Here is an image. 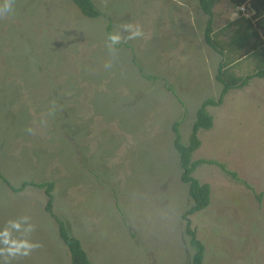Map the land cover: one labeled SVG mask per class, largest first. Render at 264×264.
Listing matches in <instances>:
<instances>
[{
    "label": "rangeland",
    "instance_id": "obj_1",
    "mask_svg": "<svg viewBox=\"0 0 264 264\" xmlns=\"http://www.w3.org/2000/svg\"><path fill=\"white\" fill-rule=\"evenodd\" d=\"M93 4L103 16L85 17L71 0H15L13 13L0 17V174L12 187L52 182L51 212L90 264H190L180 217L189 198L171 125L178 121L187 142L197 106L221 88L220 56L202 39L206 16L196 0ZM242 8L214 0L215 39L228 40L236 19L250 15ZM124 23L144 30L133 40L143 49L132 52L143 71L126 63L123 43L114 54L106 48ZM257 32L263 39L264 26ZM241 54L225 53L234 76L264 60ZM205 109L212 123L197 130L191 158L214 162L191 174L208 184V202L187 215L203 245L201 264H264V77ZM45 197L41 187L10 191L0 180V228L26 215L29 238L41 245L11 264H70Z\"/></svg>",
    "mask_w": 264,
    "mask_h": 264
},
{
    "label": "trees",
    "instance_id": "obj_2",
    "mask_svg": "<svg viewBox=\"0 0 264 264\" xmlns=\"http://www.w3.org/2000/svg\"><path fill=\"white\" fill-rule=\"evenodd\" d=\"M77 7L81 15L88 18H95L103 16L92 4L91 0H71ZM199 8L205 14V24L203 27V42L212 49L216 54L220 56L215 67L214 77L220 82L221 88L216 99L211 97L204 98L195 111V117L191 123L190 131L187 142L183 143L180 140L178 132V121H173L171 128L173 132L172 145L177 153L178 165L180 168L179 179L187 184V196L189 198V204L180 213V217L184 220L185 233L188 235V242L193 248L191 254L190 264H201L203 256V245L195 237L194 230L188 227L187 215L203 208L208 202L209 187L205 182H199L191 172L195 166L201 162H214L211 159L206 158H191V153L196 149L200 143L197 136V130L199 128H208L211 126L212 118L205 109L206 105L219 104L223 95L230 89L240 88L248 83L250 78L264 77V60L259 66L249 74L244 76H234L228 70V62L225 60V53L241 51V55L252 54L257 57L262 55L264 57V48L262 43L264 38H259L257 29L264 26V0H229L234 7L242 6L244 11L249 13L248 17H239L240 20L237 28L229 36L226 41H218L215 39L211 22H212V4L214 0H196ZM239 13V11H238ZM0 180L7 186L10 191H16L21 189L25 184H29L36 187H41L46 195L43 203V209L54 220L55 231L57 236L66 247V251L69 255L70 264H90L85 252L80 246V242L77 238L71 236L66 230L63 222L51 212L50 202L51 194L49 193L52 185L51 181H21L16 186H10L7 179L0 174ZM259 194L257 199L261 196Z\"/></svg>",
    "mask_w": 264,
    "mask_h": 264
},
{
    "label": "clouds",
    "instance_id": "obj_3",
    "mask_svg": "<svg viewBox=\"0 0 264 264\" xmlns=\"http://www.w3.org/2000/svg\"><path fill=\"white\" fill-rule=\"evenodd\" d=\"M15 0H0V17H7L14 11ZM241 11H244L242 8ZM143 28L136 24L124 23L120 30L109 33L106 40V48L110 54H114L115 47L121 43H127L131 40L144 37ZM111 61L105 62L104 68L111 69ZM53 104L52 109L54 110ZM29 134L32 129H27ZM34 231V225L30 223L28 216H21L6 222L3 228H0V264H11V261L19 257H27L31 252L41 245L32 241L29 237ZM18 234V235H14Z\"/></svg>",
    "mask_w": 264,
    "mask_h": 264
},
{
    "label": "crops",
    "instance_id": "obj_4",
    "mask_svg": "<svg viewBox=\"0 0 264 264\" xmlns=\"http://www.w3.org/2000/svg\"><path fill=\"white\" fill-rule=\"evenodd\" d=\"M91 2H92V4H93V0H91ZM197 2V1H196ZM101 4H102V2H101ZM198 4V3H197ZM135 5H136V3H135ZM134 5V6H135ZM93 6H94V4H93ZM199 6V5H198ZM95 7V6H94ZM132 7V6H131ZM96 8V7H95ZM97 9V8H96ZM99 10V9H98ZM201 10V9H200ZM178 28L180 29V30H183L184 28L180 25V24H178ZM177 30V29H176ZM128 42H130L131 44H127V43H123L124 45H126L128 48H130V50H128V51H126V50H124V52H126L128 55H129V58L128 59H126V63H128L129 62V64L131 65V67L133 68V70L136 72V69H135V67H134V63H136L137 62V64H138V66H139V68L143 71V69H142V65H141V63L140 62H138L136 59H135V56H133V54H132V52L134 53V54H136L137 53V51L138 50H142L143 49V44L142 43H140L139 44V42H134L133 40H131V41H128ZM139 44V45H138ZM117 47V46H116ZM115 47V49H121V48H116ZM130 52H131V55H130ZM131 57H133V58H131ZM128 66V65H127ZM129 68V67H128ZM130 69V68H129ZM147 71V70H146ZM151 71H155L154 69H149L148 70V72H151ZM198 107V106H197ZM177 121V120H176Z\"/></svg>",
    "mask_w": 264,
    "mask_h": 264
}]
</instances>
